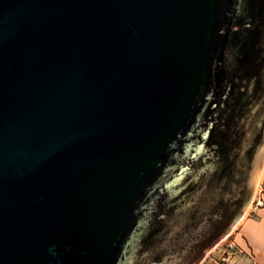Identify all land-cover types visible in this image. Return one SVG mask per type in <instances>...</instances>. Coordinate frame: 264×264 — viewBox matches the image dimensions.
Returning a JSON list of instances; mask_svg holds the SVG:
<instances>
[{
	"label": "water",
	"instance_id": "water-1",
	"mask_svg": "<svg viewBox=\"0 0 264 264\" xmlns=\"http://www.w3.org/2000/svg\"><path fill=\"white\" fill-rule=\"evenodd\" d=\"M264 160V0H0V264H200Z\"/></svg>",
	"mask_w": 264,
	"mask_h": 264
},
{
	"label": "crops",
	"instance_id": "crops-1",
	"mask_svg": "<svg viewBox=\"0 0 264 264\" xmlns=\"http://www.w3.org/2000/svg\"><path fill=\"white\" fill-rule=\"evenodd\" d=\"M264 187V171L261 176ZM236 243L250 250L252 263L242 260V264H264V206L255 212L247 211L229 233ZM213 251H209L200 264H212Z\"/></svg>",
	"mask_w": 264,
	"mask_h": 264
},
{
	"label": "built area",
	"instance_id": "built-area-1",
	"mask_svg": "<svg viewBox=\"0 0 264 264\" xmlns=\"http://www.w3.org/2000/svg\"><path fill=\"white\" fill-rule=\"evenodd\" d=\"M263 206L264 188H259L248 206V210L255 212ZM211 251L214 252V256L211 258L212 264H242V260H248L251 263L253 261L250 250L239 246L230 234L222 239Z\"/></svg>",
	"mask_w": 264,
	"mask_h": 264
},
{
	"label": "rangeland",
	"instance_id": "rangeland-1",
	"mask_svg": "<svg viewBox=\"0 0 264 264\" xmlns=\"http://www.w3.org/2000/svg\"><path fill=\"white\" fill-rule=\"evenodd\" d=\"M264 171V160L262 163V168L258 170V172L256 173L255 177H254V182H253V191H252V196H251V200L248 204V206L250 205V203L252 202L253 198L255 197V194L257 193V191L259 190V188H264L263 184H262V180H261V176H262V172ZM249 211L248 207L246 210H244V214ZM244 214L242 215V217L244 216ZM205 257V256H204ZM203 261V260H202ZM201 261V262H202ZM200 262V263H201Z\"/></svg>",
	"mask_w": 264,
	"mask_h": 264
}]
</instances>
